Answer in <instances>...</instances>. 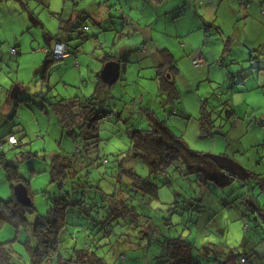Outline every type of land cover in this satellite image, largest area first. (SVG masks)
<instances>
[{
  "label": "rangeland",
  "instance_id": "374dc122",
  "mask_svg": "<svg viewBox=\"0 0 264 264\" xmlns=\"http://www.w3.org/2000/svg\"><path fill=\"white\" fill-rule=\"evenodd\" d=\"M75 1L0 0L3 54L0 82L9 84L6 86L9 96L19 90L18 86L11 88L10 83L14 82L23 88L22 95L15 96L20 98L18 101L36 93H49L53 101L76 97L84 100L96 92L98 73L103 68L101 61L123 57L120 79L106 93L101 91L105 93L108 108L100 127L97 149L100 156L113 160L116 153H129V132L148 129V117L152 115L181 137L191 150L226 155L248 171L264 173V70H261L264 68V0H106L107 3L101 0L102 6L91 5L95 0ZM74 11L77 16L85 12L91 17L86 21L89 28L86 34L91 39L81 46L80 66L66 59L47 65L48 54L44 49L50 48V39L59 31V16L63 15L65 20L73 17ZM16 46L20 52L17 57L11 54ZM163 50L169 51L177 61L175 82L179 99L175 102L160 93L156 80ZM196 59H201L202 64L196 65ZM30 100L32 106L27 112L20 111L16 118L27 132H20L19 126L15 128L20 145L6 155L19 165L20 173L29 183L37 209V215L29 217L34 224L38 215L48 214L54 195L59 193L51 182V160L59 154L73 153L76 144L60 127L49 105L47 115L39 109L32 111L35 104L42 106L39 98ZM5 146L9 149V145ZM260 158L263 165L256 166L255 161ZM125 164L142 178H151L161 186L159 202L139 207L146 216H152L160 234L153 237L151 246L148 240L145 249L128 251L126 245L134 240L136 230H129L123 236L126 227L115 225L112 234L106 235L100 231L97 215L93 217L95 222L91 221L87 227V209L70 210L61 247L66 259L75 261L81 254V245L88 242L94 244L93 249L98 245L96 253L105 259L104 264H167L159 253L163 245L158 244L165 237L181 234L190 237L197 246L212 241L226 245V249H237L244 235L249 234L244 229L245 223L256 236L253 230L256 222L240 217L239 211L227 206L229 198L225 195L229 193L216 187L203 196L201 212L183 211V218L173 215V223L178 226H167L164 218L169 216L168 205L188 197H201L200 187L192 182L194 178L188 179L172 168L167 181L162 174L153 177L142 159L128 158ZM112 167L114 164H109L108 171ZM81 173L83 182L90 185L87 197L90 191L96 194L97 187L105 190L114 184L111 173L104 180L100 171L92 167L88 170L81 167ZM239 185L236 182L231 188L238 189ZM14 187L0 166V198L12 199ZM177 193L182 197L178 198ZM259 201L264 210V192L259 195ZM258 220L263 232V220L261 217ZM30 236L31 227L16 229L5 224L0 229V244L10 245L14 262L30 264L26 245ZM226 256L220 259L225 260L224 264H241L235 263L232 255L227 259ZM214 259V256L203 258L202 264H222ZM249 264H253L252 259Z\"/></svg>",
  "mask_w": 264,
  "mask_h": 264
},
{
  "label": "trees",
  "instance_id": "16d2710c",
  "mask_svg": "<svg viewBox=\"0 0 264 264\" xmlns=\"http://www.w3.org/2000/svg\"><path fill=\"white\" fill-rule=\"evenodd\" d=\"M43 4L45 5L44 2ZM86 14L83 12L80 14L81 16H77L74 11V19H61L59 32L62 34L60 38L63 40L59 42L66 43L68 56L70 51L75 48L73 42L77 43V46H82L90 38L86 34L88 29L86 21L91 17ZM78 17L83 19L79 20ZM0 54V56L3 55L1 50ZM52 54L51 52L48 54L47 65L61 61L52 59ZM17 55L16 53L14 56ZM159 58L161 64L157 68L156 77L159 91L162 94H167L170 101L175 102L179 99V91L175 82V77L178 74L177 61L167 50H163ZM105 60L116 61L120 65L124 62L123 57L120 59L105 58ZM194 62L196 65L202 64L201 59H196ZM98 80L96 92L84 100L76 97L56 98L53 101L48 96L49 93H36L30 97L39 98L46 110H48L47 105L51 107L62 129L76 144V150L73 153L59 154L51 160V182L57 186L59 193L54 195L48 214L44 217L38 215L34 224L30 223L29 217L36 216L37 209L29 189V183L20 173L19 165L7 158L5 154L7 152H3L6 144L12 150L20 145V141L14 135H8L0 141V166L4 170L7 180L12 186L23 184L30 197V203L27 205L21 204L15 195L10 200L0 198V229L5 224H10L16 229L31 227V236L26 243L30 264H53L54 262L57 264H91L90 262L104 264L105 259L98 257L96 253L99 250L98 245L93 249L94 244L91 246L90 243L84 242L81 245L82 250H80L82 255L79 254L75 261L72 258L66 259L61 249L64 243L63 235L69 226L67 222L69 211L87 209L85 210L89 217L87 227L91 221H94L93 217L97 215L100 221L99 226H101L100 231H104L106 235L112 234L115 225L121 228L126 227L124 233H127L123 236L127 235L129 230H136V233H133L134 240L128 245L125 244L128 251L138 248L145 249L143 247L147 246V241L149 240V246H151L152 241H155L153 237L160 232H158V226L154 224L152 216H146L139 210V207L159 202L161 186L151 178H142L133 168L127 167L125 164L128 158L142 159L149 167L153 177L162 174L168 181L170 180L168 171L174 168L184 177L194 178L192 182H196L201 189L199 194L201 197H188L184 201L176 200L167 206L169 216L164 218L167 226L173 228L178 226L173 223V215L183 218L185 216L182 215L183 211L201 212L204 208L203 196L208 190H212L211 187L227 191L229 193L226 194L227 196L225 195L229 198V203L226 202L227 206L232 207V210L239 211L240 217H247L256 222L253 226L256 236L249 231L252 227L248 223L244 224V229L249 234L244 235L240 248H237L240 249L239 252L236 251V248V250L226 249V245L212 241H205L201 246H197L187 235L165 237L164 241L158 244L163 245L159 253L165 257L167 264H202L203 258L211 256H214V260L224 264L225 260L220 261V259L222 256L225 257V254H227L226 259L232 255L235 263L239 261L241 264H249L256 255V247L264 243V231L262 232L261 222L258 220V217H261L264 223V210L259 201V195L264 192V173L248 171L249 177L241 180L234 174L225 172L208 155L191 150L181 137L175 136L163 122L152 115L148 117V129L129 132V153H116L113 160L106 156H100L97 151L101 141L100 127L107 114L105 109L108 108L104 95L106 89L112 86L105 84L100 78ZM101 91H105V93L102 94ZM30 98L27 100L31 101ZM11 136L16 138V145H12L8 141ZM261 159L255 161L256 166L263 165ZM109 164H114V168L112 167L110 171H108ZM81 167H85L87 170L88 167H92L96 172L100 171L102 180L111 173L114 184L108 185L105 190L97 187L96 194L90 191V197H87L90 185L88 182H83L84 176L81 173ZM101 170L103 171L101 172ZM252 181L253 183H251ZM236 182L240 183L238 189L231 188ZM91 193L95 195L91 197ZM98 196L101 198L97 201ZM177 197L180 198L182 195L177 193ZM223 203L225 204V202ZM89 207H91L90 211ZM87 227L84 229L85 231ZM76 244H78L77 240H75V247ZM12 253L8 243H1L0 264H17L14 262ZM90 257L92 260L89 259Z\"/></svg>",
  "mask_w": 264,
  "mask_h": 264
},
{
  "label": "crops",
  "instance_id": "0c3cea01",
  "mask_svg": "<svg viewBox=\"0 0 264 264\" xmlns=\"http://www.w3.org/2000/svg\"><path fill=\"white\" fill-rule=\"evenodd\" d=\"M70 1L73 2L75 0H70ZM100 1L101 0H95L93 2L91 1L92 2L91 5L102 6L103 2L102 1L100 2ZM104 2L107 3L106 0H104ZM112 5L116 6L115 3H113ZM69 10H70V8H69ZM87 11H90V10H87ZM99 14H100V12H99ZM59 17L62 19L63 15L62 16L60 15ZM73 17H74V15H73ZM73 17L69 16V18L68 19L65 18V20L74 19ZM98 20H100V18H98ZM60 25H61V22H60ZM59 29H60V27H59ZM60 36H62V34L57 30L56 37L55 38L53 37L52 39H50V42H49L50 48L47 47L46 49H44L47 54H49L50 52L53 53L55 45L59 41L63 40L60 38ZM76 44L77 43L73 42V45L75 46V48L70 51L71 52L70 55L68 57H66L65 59L68 62L73 60V62H75V66H80V63H81L80 54L82 52L81 51L82 48H81V46H77ZM17 48H18L17 46L14 47V49H17ZM0 50H1V48H0ZM17 54H18L17 56H19L20 52L17 51ZM63 60H61V61H63ZM56 62H60V61H55V63ZM107 62H109V61L103 59L101 61V66L103 67L104 64ZM98 78H100V73H98ZM10 84H11V88L16 87V86L19 87V92H17L16 95H18V96L20 94L22 95V89L23 88L19 84L15 85L16 83H14V82H12ZM6 86H9V84H6L4 82L3 83L0 82V141L3 140L8 135H14L15 136V128L17 126H19V128L21 129L20 132H25V133L27 132L26 128L24 126H21V124L19 122H17L16 118H17V116H19L20 111H23V112L26 111L27 112L28 107L32 106L31 101L27 100L28 99L27 97H24L22 99V100L26 99L25 101H18V100H20V98L15 97L16 95L15 96H9L10 92L8 91L9 89H6ZM35 109L36 110L39 109L40 111L47 113V115L49 113L48 110H46L43 106H40L38 104H35V107H34V109H32V111H35ZM42 117H44V116H42ZM60 127H61V125H60ZM8 148H10V147H8ZM10 150L11 149L5 148L3 152L8 153ZM7 153H5V154H7ZM6 156H7V158H10L9 157L10 155H6ZM252 263L253 264H264V243H262L261 245L256 247V255L254 256V259H252Z\"/></svg>",
  "mask_w": 264,
  "mask_h": 264
},
{
  "label": "water",
  "instance_id": "95a60500",
  "mask_svg": "<svg viewBox=\"0 0 264 264\" xmlns=\"http://www.w3.org/2000/svg\"><path fill=\"white\" fill-rule=\"evenodd\" d=\"M120 75H121L120 63L116 61H109L104 64L100 72V79L105 84L112 86L119 80ZM17 92H19V90L13 91L12 96H15ZM208 156L217 164V166L220 169L224 170L225 172L232 173L241 180H245L249 177L248 170L238 162L234 161L233 159L223 155L222 156L208 155ZM14 195L21 204L27 205L30 203V197L27 188L23 184H19L14 187Z\"/></svg>",
  "mask_w": 264,
  "mask_h": 264
},
{
  "label": "built area",
  "instance_id": "2783aa9c",
  "mask_svg": "<svg viewBox=\"0 0 264 264\" xmlns=\"http://www.w3.org/2000/svg\"><path fill=\"white\" fill-rule=\"evenodd\" d=\"M16 49H12V53L13 55H16ZM68 51H67V45L64 42H58L53 50V54H52V59L54 60H63L64 58H66L68 56ZM197 63V62H196ZM8 141L10 142V144L12 145H16L17 144V140L15 137H9Z\"/></svg>",
  "mask_w": 264,
  "mask_h": 264
}]
</instances>
